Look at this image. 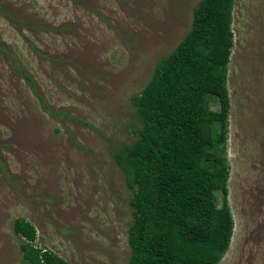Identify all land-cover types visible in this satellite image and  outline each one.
Instances as JSON below:
<instances>
[{
  "label": "rangeland",
  "instance_id": "obj_1",
  "mask_svg": "<svg viewBox=\"0 0 264 264\" xmlns=\"http://www.w3.org/2000/svg\"><path fill=\"white\" fill-rule=\"evenodd\" d=\"M197 2L0 0V264H26L17 218L70 264L127 263L131 191L112 154L137 138L132 96L189 31ZM232 31L233 232L217 264H264V0H235Z\"/></svg>",
  "mask_w": 264,
  "mask_h": 264
},
{
  "label": "trees",
  "instance_id": "obj_2",
  "mask_svg": "<svg viewBox=\"0 0 264 264\" xmlns=\"http://www.w3.org/2000/svg\"><path fill=\"white\" fill-rule=\"evenodd\" d=\"M234 1L198 0L189 31L132 96L141 127L112 154L131 191L126 264H217L228 249L226 83ZM12 232L24 263L70 264L36 244L37 230L26 219H15Z\"/></svg>",
  "mask_w": 264,
  "mask_h": 264
}]
</instances>
